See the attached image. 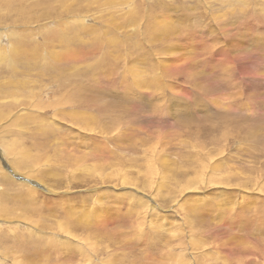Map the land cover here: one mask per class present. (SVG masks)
<instances>
[{
  "label": "rangeland",
  "instance_id": "1",
  "mask_svg": "<svg viewBox=\"0 0 264 264\" xmlns=\"http://www.w3.org/2000/svg\"><path fill=\"white\" fill-rule=\"evenodd\" d=\"M0 48V264H264V0H0Z\"/></svg>",
  "mask_w": 264,
  "mask_h": 264
},
{
  "label": "bare ground",
  "instance_id": "2",
  "mask_svg": "<svg viewBox=\"0 0 264 264\" xmlns=\"http://www.w3.org/2000/svg\"><path fill=\"white\" fill-rule=\"evenodd\" d=\"M13 50H16V48H14ZM11 51L12 53H14V51ZM0 52H1V48H0ZM11 53V54H12ZM16 53H18V50L14 53V55L16 54ZM8 55L7 54H5V53H3V52H1L0 53V58L1 59H4V58H6ZM9 57V56H8ZM13 59V56H10L9 57V60H12ZM14 62V61H13ZM10 64H11V68H12V62H10ZM20 70V69H19ZM44 74H42V76H43ZM41 76V75H40ZM15 83V82H14ZM63 97H65V95L63 96ZM66 100H67V98L65 97V102H66ZM58 103H59V105H62V104H64V103H61V99L58 101ZM27 108V107H26ZM25 109V108H24ZM14 110H15V112L17 111L16 110V108H12L9 112H10V114H11V117L14 119V117L16 116V114L15 113H13L14 112ZM28 111H29V109H27ZM11 111H12V113H11ZM4 112L2 111H0V121H2V120H4V119H7V113H5V114H3ZM31 114H33V113H31ZM22 115H24V114H22V113H18L17 114V123L19 124V122H20V124H21V116ZM15 122H16V120H15ZM10 149L11 150H13L14 148H11L10 147ZM4 155H3V157H4V159L6 160V161H8L9 163H11L13 166H15L16 167V165H17V167H28L26 164H24L23 162H21V160L19 159V161L16 159V154L14 153V151H8L7 150V152H4L3 153ZM6 164H7V162H6ZM9 172H10V174H8V173H6L5 171H3V170H1V168H0V180L1 181H3L4 183H6L7 181H11V182H14L15 184H17V185H19V184H22V182H17V181H14L15 179H14V176L16 175V172H15V170H13V169H9ZM19 178H21V176H18ZM6 195H5V193H4V191L3 192H1V196H0V199L1 200H3V202H5L4 200H7L6 199ZM2 202V203H3ZM0 206H2V205H0ZM3 206H5V205H3ZM2 208V207H1ZM3 209V208H2ZM12 211L9 209H5V210H3L2 212H0V217H5V216H7V217H9V215H11L12 213H11ZM20 214H22V213H20ZM13 215V214H12ZM23 215H25V214H23ZM18 219V218H17ZM24 220H27V218L26 219H24ZM0 221H1V219H0Z\"/></svg>",
  "mask_w": 264,
  "mask_h": 264
}]
</instances>
